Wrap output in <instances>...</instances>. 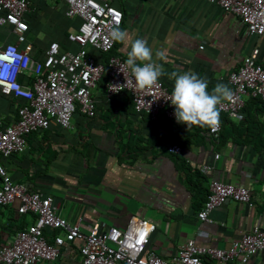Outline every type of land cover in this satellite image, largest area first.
I'll return each mask as SVG.
<instances>
[{
    "label": "crops",
    "instance_id": "obj_1",
    "mask_svg": "<svg viewBox=\"0 0 264 264\" xmlns=\"http://www.w3.org/2000/svg\"><path fill=\"white\" fill-rule=\"evenodd\" d=\"M110 1L121 11L119 28L133 40L147 41L153 59L164 68L160 80L171 91L174 80L168 74L173 71L198 74L209 82V91L218 83L227 85L228 73L253 48L264 67V31L250 34L237 17L213 3ZM25 18L32 56L40 57L50 41H56L60 50L77 49L66 35L76 30L79 19L65 15L63 0H29ZM14 40L10 26L0 24V45ZM112 51L127 59L130 43L115 42ZM92 95L93 117L74 112L70 129L51 121L47 128L26 136L22 152L0 157L13 182L51 196L56 212L68 223L79 221L84 233L94 222L101 230L122 228L133 215L152 223L145 250L161 257L173 255L187 238L226 248L253 225L264 229V101L246 97L236 121L220 115V135L213 140L207 127L187 128L161 114L153 120L135 113L127 92L106 98L103 84L98 83ZM16 100L0 95L4 123L15 119ZM171 144L178 145L179 152L168 151ZM209 179L246 187L252 206L226 201L208 213L207 221L198 219ZM32 219L31 214L17 213L15 202L0 205V245L9 243ZM44 233L49 241L61 234L51 229ZM80 243L64 242L54 260L33 264H79ZM245 264H264V252Z\"/></svg>",
    "mask_w": 264,
    "mask_h": 264
},
{
    "label": "built area",
    "instance_id": "obj_2",
    "mask_svg": "<svg viewBox=\"0 0 264 264\" xmlns=\"http://www.w3.org/2000/svg\"><path fill=\"white\" fill-rule=\"evenodd\" d=\"M65 15L78 17L76 30L67 39L76 43L75 51L60 50L56 41H50L40 57L31 54L26 42L25 14L29 0H0V24L9 25L14 42L0 45V95L17 99L14 102L15 119L4 123L0 116V157H8L24 150L26 136L48 127L54 121L63 129H70V119L77 110L82 116L95 115L92 90L104 73L103 64L96 62L87 50L108 52L114 46L111 30L120 25L122 14L110 0H63ZM217 5L223 12L237 17L252 35L264 31V0H204ZM257 48L251 49L240 64L227 75V86L233 93L231 101L220 106V115L228 120L241 118L246 97L264 101V67L257 61ZM125 58L112 54L108 57L103 92L106 98L120 92L130 96L137 114H147L155 120L161 114L172 123H178L171 105L172 91L159 80L158 86L139 89L126 66ZM216 131L207 128L211 139ZM170 152L180 147L171 144ZM217 153L214 154L216 158ZM207 169V166H202ZM226 201L252 206L249 190L229 182L209 179L205 198L197 210L198 219L207 221L208 213ZM16 203L19 214H31L33 219L18 229L9 243L0 245V264H33L52 261L60 253L64 242L81 241L78 246L79 264H206L203 258L221 264H245L259 252H264V229L253 225L226 248L197 244L187 238L169 257H161L145 250L152 223L130 216L122 228L110 226L99 229L94 222L87 232L80 223H68L56 212L52 197L40 190L13 182L0 161V205ZM58 230L49 241L44 231Z\"/></svg>",
    "mask_w": 264,
    "mask_h": 264
},
{
    "label": "clouds",
    "instance_id": "obj_3",
    "mask_svg": "<svg viewBox=\"0 0 264 264\" xmlns=\"http://www.w3.org/2000/svg\"><path fill=\"white\" fill-rule=\"evenodd\" d=\"M110 39L113 42L130 43L125 63L134 77V84L139 89L157 87L165 71L162 64L153 59V51L147 41L142 38L133 40L127 31L118 26L111 30ZM168 77L174 80L170 102L175 109L176 121L187 128L199 126L216 131L220 124V106L224 101L233 99L231 89L218 83L209 91L207 79L191 71H173Z\"/></svg>",
    "mask_w": 264,
    "mask_h": 264
},
{
    "label": "trees",
    "instance_id": "obj_4",
    "mask_svg": "<svg viewBox=\"0 0 264 264\" xmlns=\"http://www.w3.org/2000/svg\"><path fill=\"white\" fill-rule=\"evenodd\" d=\"M111 3V1H110ZM26 16V14H25ZM25 21H26V18H25ZM78 26V25H77ZM67 36V35H66ZM67 38V37H66ZM115 43V42H114ZM114 48V46H113ZM112 48V49H113ZM109 50L108 52H101V51H96L95 54H92L91 55L93 56L94 60L96 62H100L103 64V67H104V73L103 75L101 76V78L99 79L98 83H102L104 84L105 80H106V70H107V66H106V62H107V59L109 56H111L113 54V51ZM97 83V84H98ZM253 99H256V98H253ZM259 100V99H258ZM75 112H78L77 110ZM79 113V112H78ZM224 119L227 121L228 119L224 116ZM221 130V129H220ZM219 135H220V132H219Z\"/></svg>",
    "mask_w": 264,
    "mask_h": 264
}]
</instances>
